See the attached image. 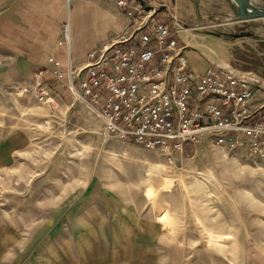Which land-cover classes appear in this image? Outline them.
Returning a JSON list of instances; mask_svg holds the SVG:
<instances>
[{
	"label": "rangeland",
	"instance_id": "374dc122",
	"mask_svg": "<svg viewBox=\"0 0 264 264\" xmlns=\"http://www.w3.org/2000/svg\"><path fill=\"white\" fill-rule=\"evenodd\" d=\"M207 1L144 6L199 36L185 50L193 68L226 66L264 91V19ZM62 96L0 82V264H264V158L205 138L169 162Z\"/></svg>",
	"mask_w": 264,
	"mask_h": 264
},
{
	"label": "built area",
	"instance_id": "2783aa9c",
	"mask_svg": "<svg viewBox=\"0 0 264 264\" xmlns=\"http://www.w3.org/2000/svg\"><path fill=\"white\" fill-rule=\"evenodd\" d=\"M108 1L129 18L128 28L114 43L90 51L86 66L67 74L72 94L97 112L106 131L157 148L169 162L187 144L205 138L218 145H245L252 156L264 158L261 86L226 66L194 69L179 38L180 22L170 11L161 17L140 0ZM64 42L70 43L69 25ZM55 75L64 82L62 71ZM22 92L42 102L53 100L52 86L42 79Z\"/></svg>",
	"mask_w": 264,
	"mask_h": 264
},
{
	"label": "crops",
	"instance_id": "0c3cea01",
	"mask_svg": "<svg viewBox=\"0 0 264 264\" xmlns=\"http://www.w3.org/2000/svg\"><path fill=\"white\" fill-rule=\"evenodd\" d=\"M129 23L108 0H0V82L22 89L42 79L53 95L74 96L68 86L70 69L86 66L89 52L114 43ZM66 25L70 43H60ZM177 28L179 36L186 33V49L198 45L199 36L187 24L181 21ZM209 67L198 62L194 68ZM57 70L65 74L63 83L56 79Z\"/></svg>",
	"mask_w": 264,
	"mask_h": 264
},
{
	"label": "water",
	"instance_id": "95a60500",
	"mask_svg": "<svg viewBox=\"0 0 264 264\" xmlns=\"http://www.w3.org/2000/svg\"><path fill=\"white\" fill-rule=\"evenodd\" d=\"M145 4L144 0H140ZM235 17L244 21L264 19V2L262 0H224ZM147 10H155L153 5H145ZM163 10V8L161 9ZM251 32L238 34L237 36H249Z\"/></svg>",
	"mask_w": 264,
	"mask_h": 264
}]
</instances>
